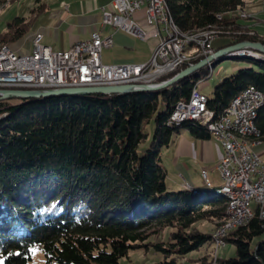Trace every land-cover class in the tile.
Returning <instances> with one entry per match:
<instances>
[{
	"label": "trees",
	"instance_id": "trees-1",
	"mask_svg": "<svg viewBox=\"0 0 264 264\" xmlns=\"http://www.w3.org/2000/svg\"><path fill=\"white\" fill-rule=\"evenodd\" d=\"M166 3L182 32H225L228 40L215 51L246 40L264 43L262 36L250 35V29H256L237 15L246 8L245 0ZM42 7L7 23L0 31V45L14 47L23 41L35 28ZM238 59L245 65L207 95L208 108L216 115L251 85L264 92V58ZM206 69L204 77L194 73L159 91L1 100L0 264H29L35 248L43 250L47 264H121L130 251L150 247L162 256L153 264H189V254L211 248L213 233L197 223L223 222L225 196H216L215 189H170L161 158L162 149L182 129L200 139L211 136L197 122L171 121L177 102L188 100L199 81L209 76ZM152 121L151 143L140 153L148 137L146 125ZM256 126L258 140L264 142V106ZM169 227L173 229L165 240L150 241L144 234L150 228ZM226 241L235 244V258L214 259L210 251L195 263L264 264V220L258 211Z\"/></svg>",
	"mask_w": 264,
	"mask_h": 264
},
{
	"label": "built area",
	"instance_id": "built-area-1",
	"mask_svg": "<svg viewBox=\"0 0 264 264\" xmlns=\"http://www.w3.org/2000/svg\"><path fill=\"white\" fill-rule=\"evenodd\" d=\"M63 7H67L62 3ZM103 24L112 31L124 30L145 41L156 40L151 57L143 63L108 64L102 60L104 49L113 45V35L103 36L99 31H93L91 37L78 41L73 47L55 51L43 43V34H36L33 39V50L20 52L13 49L7 51L0 59V88L20 89H55L82 86H103L116 84L159 83L168 73L178 67L192 64L184 61L181 46L191 43V48L204 41H211L210 53H200V57L213 54V43L216 39L200 40V34H172L164 15L158 5V0H111L110 5L102 8ZM145 21L144 28L140 19ZM204 93L198 86L191 91L186 101L176 104L175 118L172 123L184 114L205 115ZM264 99V92L250 86L231 101L219 126L210 128L212 137L222 140L224 154L217 166L222 179L221 188L226 184H241L244 194L231 193L238 207V214L252 210L255 200H263L264 192V161L252 146L258 142L257 126H248L246 112L255 102ZM227 124L239 126V133L252 136V143H233L227 132ZM206 179L207 172H203ZM186 186L192 187L189 184ZM211 187V183L207 182ZM264 201V200H263ZM237 224H228L232 226ZM224 240V229L221 231L220 243Z\"/></svg>",
	"mask_w": 264,
	"mask_h": 264
},
{
	"label": "crops",
	"instance_id": "crops-1",
	"mask_svg": "<svg viewBox=\"0 0 264 264\" xmlns=\"http://www.w3.org/2000/svg\"><path fill=\"white\" fill-rule=\"evenodd\" d=\"M110 2L111 0H55L52 5L38 0V5L43 4L40 18L32 32L23 41L16 43L14 48L20 50L24 42L29 40L31 50L33 37L43 34L45 45L55 51L66 50L78 41L89 39L93 31H99L103 36L113 35V45L102 52L103 62L114 64L148 61L156 40L145 41L124 30L113 32L109 26L104 25L102 8H107ZM62 3L67 7H63ZM140 21L144 28H148L142 18ZM252 148L264 161V142H256ZM223 154L222 145L214 137L200 139L194 137L189 129H182L174 136L170 146L161 151L166 179L170 180L168 187L172 190L188 189L185 185L187 183L199 191L220 188L222 179L217 166ZM170 168L175 175L169 176ZM204 171L207 172L206 179L202 175ZM207 182L211 183V187Z\"/></svg>",
	"mask_w": 264,
	"mask_h": 264
},
{
	"label": "rangeland",
	"instance_id": "rangeland-1",
	"mask_svg": "<svg viewBox=\"0 0 264 264\" xmlns=\"http://www.w3.org/2000/svg\"><path fill=\"white\" fill-rule=\"evenodd\" d=\"M42 1L53 5V1L55 0H42ZM245 1H246V8L240 9L239 11L246 12L247 15L249 16L241 17L243 18L242 21L243 23L256 27L255 29L257 30V32L254 29H250L249 31L250 35L262 36V38L264 39V0H245ZM37 5H38V0H4V2L0 6V31H2L5 28L6 24L11 22L15 17L29 16L30 10L36 7ZM261 25L263 27H260ZM226 37L222 35L218 37L213 43L214 48L224 45L226 40H228V38ZM5 45H8V44H5ZM1 46L2 45H0V47ZM30 48H31V43L29 40H27L21 46L20 52L32 51L33 48L31 50ZM229 54L231 53H228L226 58H222L219 61H214L213 63L209 62L206 65L207 66L206 70L209 73V76L206 79L200 80L198 83L199 89L204 94L211 96L214 91V88L224 78L235 73L239 68L245 65V62L242 59H238L241 57L232 56ZM244 58H248V57H244ZM256 58L262 59L264 57L259 55ZM204 72H205V67L202 70L198 71V74L204 77ZM19 100L20 99L18 98L8 99V101L11 103H15ZM146 130L148 131V137L146 138L144 142H142V144H140L139 149H138L140 153H144L151 143L153 130H154L153 121L146 125ZM173 175H175L173 172V169L170 168L169 176H173ZM166 182H167V185L170 186L169 178L166 179ZM252 210H256V202L255 204L254 203L252 204ZM197 226L201 228L203 231H205L206 233H214V231L217 228V222L210 221V220H204V221L198 222ZM172 229L173 228L169 227V228H166L164 231L163 230L155 231V228H150V229H147L144 234L146 235V237H149L148 240L150 241H159L163 239L165 240L168 238V234ZM210 251L214 259H216L214 255L215 253L214 246L212 245V247L209 249L202 247L200 250L189 254L187 258L188 263L198 264V263H195L197 260V257L204 256L208 254ZM217 255L218 257H221V258H235L237 256L235 244L231 242H227L226 246L219 249ZM161 259H162V256L159 253H156L154 249L150 247L149 249H139V250L130 251L128 257L121 259V264H153ZM29 264H47L46 259H45V254L42 249L35 248L33 250L32 260L29 262ZM51 264H56V263H51Z\"/></svg>",
	"mask_w": 264,
	"mask_h": 264
},
{
	"label": "bare ground",
	"instance_id": "bare-ground-1",
	"mask_svg": "<svg viewBox=\"0 0 264 264\" xmlns=\"http://www.w3.org/2000/svg\"><path fill=\"white\" fill-rule=\"evenodd\" d=\"M158 5H159V7L162 10V13L164 15L165 24H168V27L172 31V34H179V33L200 34V40L217 39L218 37H220L223 34V31L218 30L216 28H207V29H204L201 31L182 32L179 29V27L176 25V23L174 22L173 17L171 15V12H170L168 5L166 3V0H158ZM237 15L240 17H248L249 16V15H247L246 12H242V11H237ZM229 46H231V45H229ZM226 47H228V46H226ZM210 49H211V41H204L203 44H196L195 48H191V43H184L181 46L182 59L184 61H192V60L198 58L200 56V53H210ZM12 50L13 49L10 46L3 44L0 47V59H1L2 55L6 54L7 51H12ZM229 55L237 56V57H241V58L242 57L256 58L259 55L264 57V55H262L260 52L253 50V49L238 50L237 52L231 53ZM182 66H184V65H182ZM182 66L178 67V69L181 68ZM150 84H155V83H150ZM251 86H253V85H251ZM3 88H9V87H3ZM253 88L258 89L255 86H253ZM249 89H250V86L247 87L245 90H249ZM241 93H239L238 95H240ZM238 95L235 96L233 99L238 97ZM204 102H208V96L206 94L204 95ZM230 105H231V102H230L229 106ZM229 106L224 110L223 114H221V115H216L215 112H213L212 110H210L208 108V106H205V115L204 116H201L199 114L180 115L179 118H176V120L173 122V124L176 123L179 125L180 123H182L184 121H193V122H197L200 126L207 127V129L210 133L209 127L219 126L221 124V119L224 116L226 110L229 109ZM263 106H264V99H262L261 101L255 102L254 105L249 110H247L246 120H247L248 126H256V118L258 115V110ZM175 111H176V106L174 107V110L172 112L171 119L175 118ZM3 116H5V114ZM227 132H228V134H230V140L233 143H252V136H246L244 134L239 133V126H237L236 124H227ZM258 137H259V133H258ZM214 138L220 142V145H222V140H219V137H214ZM258 142H261V141L258 140ZM186 187L189 190H191L193 193H198V190L193 189L192 187H189V186H186ZM214 192H215L216 196H225V198H226V213H225L226 218L223 222H221L217 226L216 230L214 231V233L212 235V241H213L214 252H215L214 255L216 257L219 249L226 246V243H227L226 238L228 237L229 233L231 231H233L234 229L240 227V226H244V225L248 224V222L253 218L256 211H258L259 217L262 220H264V201H263L264 200V192H263V200H255L256 210L249 211L246 219H244V214H238V207H235L233 196L231 194V193L244 194V187L241 184H226V189H223L220 186V188L215 189ZM236 214H237V224H234L232 226H228V224H233L234 222H236ZM223 229H224V240H221L219 243V242H217V239H220V234H221V231Z\"/></svg>",
	"mask_w": 264,
	"mask_h": 264
},
{
	"label": "water",
	"instance_id": "water-1",
	"mask_svg": "<svg viewBox=\"0 0 264 264\" xmlns=\"http://www.w3.org/2000/svg\"><path fill=\"white\" fill-rule=\"evenodd\" d=\"M253 49L264 55V43L262 41L246 40L225 48H222L213 54L201 59L196 63L189 64L186 68L182 69L174 76L162 82L150 84H116V85H103V86H82V87H69V88H55V89H20V88H0V101L13 98L30 99L42 98L58 95H87V94H117L128 93L136 91H159L183 78L189 77L194 73L202 70L208 62L219 61L226 58L228 53L237 52L238 50Z\"/></svg>",
	"mask_w": 264,
	"mask_h": 264
}]
</instances>
